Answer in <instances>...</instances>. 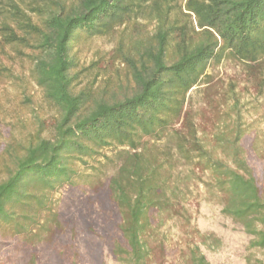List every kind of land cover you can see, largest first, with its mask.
Returning a JSON list of instances; mask_svg holds the SVG:
<instances>
[{
    "label": "trees",
    "instance_id": "1",
    "mask_svg": "<svg viewBox=\"0 0 264 264\" xmlns=\"http://www.w3.org/2000/svg\"><path fill=\"white\" fill-rule=\"evenodd\" d=\"M120 29L113 62L126 77L102 67L77 90L97 64L79 69L76 45ZM0 53L30 64V81L57 112L50 137L42 122L0 155L1 234L51 243L63 228L56 195L83 185L101 205L105 234L118 233L115 260L160 264L166 249L153 245L154 225L173 209L172 162L157 145L165 139L179 160L207 173L203 184L217 193L223 214L252 237L251 248L264 250V180L245 156L239 99L236 120L211 145L185 110L192 91L209 87V66L225 59L243 64L262 90L264 0H0ZM107 163L115 171L103 177ZM99 221L85 220L89 235L98 234ZM188 255V264H210L199 246Z\"/></svg>",
    "mask_w": 264,
    "mask_h": 264
},
{
    "label": "rangeland",
    "instance_id": "2",
    "mask_svg": "<svg viewBox=\"0 0 264 264\" xmlns=\"http://www.w3.org/2000/svg\"><path fill=\"white\" fill-rule=\"evenodd\" d=\"M141 23L146 24L143 20ZM154 27V24L148 26L145 32L152 33ZM121 30L112 35L82 39L76 45L74 52L79 60V69L97 64L80 76L77 90L92 81L102 67L111 74L118 71L121 77H126L125 67L120 62H113ZM7 53H0V155L14 142L27 141L30 134L40 129L42 122L46 126L44 136L50 137L51 124L57 115L42 90L30 81V64L15 63ZM4 68H10L12 72ZM207 74L212 78L209 87L192 91L185 110L196 124L200 137L211 145L216 136L226 133V127L236 120L235 102L238 98L242 122L248 127L242 141L245 156L263 184L264 87L260 91V85L248 76L246 67L234 60L225 59L220 64H211ZM258 75L264 79V63ZM102 83L103 77L98 86ZM175 127H180V124ZM157 145L162 160H171L170 173L173 174L171 218L164 222L158 219L154 225L156 233L152 243L159 246L164 242L166 249L157 262L188 264L189 248L196 246L210 264H248L249 258L264 262V250L250 247L252 237L242 225L223 214L217 193L204 186L203 182L208 180L207 173L179 160L165 139L158 141ZM104 153L112 155L110 150ZM114 171L113 164L107 163L103 177ZM93 193L90 188L80 185L75 188L66 186L56 195L61 199L59 212L63 228L49 244L33 246L0 233V264H120L110 249L118 240V233L110 231V234H105L108 225L102 219L104 215L100 203L96 202L98 199L91 202ZM95 218L100 220V225L96 228L98 234L92 236L84 222ZM97 242L103 244L100 252L96 251Z\"/></svg>",
    "mask_w": 264,
    "mask_h": 264
}]
</instances>
